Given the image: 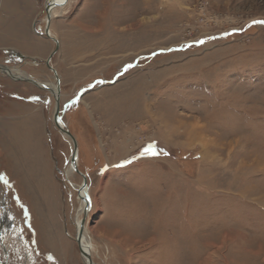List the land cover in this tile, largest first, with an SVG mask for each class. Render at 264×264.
<instances>
[{
	"label": "rangeland",
	"instance_id": "374dc122",
	"mask_svg": "<svg viewBox=\"0 0 264 264\" xmlns=\"http://www.w3.org/2000/svg\"><path fill=\"white\" fill-rule=\"evenodd\" d=\"M48 2L0 0V65L54 86ZM253 21L264 0L56 7L51 66L90 208L53 94L0 71V252L86 264L75 238L88 216L94 264H264V24Z\"/></svg>",
	"mask_w": 264,
	"mask_h": 264
},
{
	"label": "water",
	"instance_id": "95a60500",
	"mask_svg": "<svg viewBox=\"0 0 264 264\" xmlns=\"http://www.w3.org/2000/svg\"><path fill=\"white\" fill-rule=\"evenodd\" d=\"M55 7H56V4L53 2V0H49L48 5H47V9H46V26H45L44 34H45V36L48 39L54 41L55 44H56L55 50L50 54V56L48 57V59L46 61V67L48 68V70H50L54 74L55 84H57L58 91H59V88H60V77L58 75V72L51 66L52 58L56 55V53L59 51V48H60L59 41L56 38H54L52 36L51 32H50V24H51L53 11H54ZM0 71L3 74H5L6 76L12 78L15 81H25V82H28V83L36 86L37 88L46 90V91L51 93V90H48L45 87L41 86L39 82L31 79L26 74H23V73H20V72H15L12 69H10V68H8L6 66H3V65H0ZM55 100H56V108H55L54 120H53L54 127L57 130V132H59L61 135H62V133L67 134L71 138V140L73 142V146H72V150L73 151H72L71 158H70V164L74 165V167L76 168L75 172L77 174H79L82 177V179H83V185L81 186L80 194L81 195L84 194V193L86 194L87 193V189H88L87 177L83 173H81L78 170V168L76 167L77 166V157H78V144H77L76 139L74 138V136L71 134V132L68 129H64V128L60 129L59 128V124L61 123V118H60V112H61L60 111L61 110L60 109V96L56 95L55 96ZM87 217L88 216H85V219L80 224V227L77 226L78 230L76 231L75 241H76V244L78 246V249H79L83 259L87 260L86 264L87 263L88 264H94V261L92 259L91 254L88 251H86L85 248L82 246L83 229H84L85 225L87 224Z\"/></svg>",
	"mask_w": 264,
	"mask_h": 264
},
{
	"label": "bare ground",
	"instance_id": "6f19581e",
	"mask_svg": "<svg viewBox=\"0 0 264 264\" xmlns=\"http://www.w3.org/2000/svg\"><path fill=\"white\" fill-rule=\"evenodd\" d=\"M69 0H53V2L56 4V7H58V6H62V5H65L67 2H68ZM55 7V8H56ZM41 86H43V87H45L46 89H48V90H51V93L53 94V96H54V98H55V96L56 95H59L60 96V88H59V91H58V86H57V84H55L54 86H49V85H44V84H40ZM59 92V93H58ZM59 128L61 129V128H64V129H66L65 128V126L62 124V122L59 124ZM65 136H67V137H69L67 134H65V133H63ZM26 139H27V137H26ZM26 139H24L25 141H26ZM24 141V142H25ZM26 147H25V149L26 148H28L29 146H28V143H26V145H25ZM22 147V146H21ZM20 147V148H21ZM77 162H78V157H77ZM77 167V166H76ZM78 168V167H77ZM76 168L74 167V165H72L71 164V168H70V173L73 171L74 172V170H75ZM80 191H81V187H80V190H79V196H80V198H81V201L83 202V205L84 206H86L85 208H83V211L87 214V212L89 211V208H90V200H89V198H88V189H87V193L85 194H80ZM82 210V209H81ZM84 220V219H83ZM82 219H79L78 221H77V226L78 227H80V224L82 223V221H83ZM53 223V222H52ZM78 227H77V230H78ZM85 228V227H84ZM82 246L85 248V250L86 251H88L89 253H90V243L88 242V240L86 239V237H85V233H84V229H83V236H82ZM87 262V260H85V263ZM88 264V263H87Z\"/></svg>",
	"mask_w": 264,
	"mask_h": 264
},
{
	"label": "flooded vegetation",
	"instance_id": "af4514ba",
	"mask_svg": "<svg viewBox=\"0 0 264 264\" xmlns=\"http://www.w3.org/2000/svg\"><path fill=\"white\" fill-rule=\"evenodd\" d=\"M15 259L13 253H11L9 250L5 251L2 254V251L0 252V264H9V262H11V264H13V260Z\"/></svg>",
	"mask_w": 264,
	"mask_h": 264
},
{
	"label": "snow or ice",
	"instance_id": "6c2138e0",
	"mask_svg": "<svg viewBox=\"0 0 264 264\" xmlns=\"http://www.w3.org/2000/svg\"><path fill=\"white\" fill-rule=\"evenodd\" d=\"M253 24H264V21H253ZM198 43H203V41H198ZM127 67H131V65H128ZM127 70V68L125 69ZM72 103H75V101H72ZM145 154H151V155H156L157 152L154 150V145H149L144 149ZM0 179H3L0 177ZM7 183V181H5Z\"/></svg>",
	"mask_w": 264,
	"mask_h": 264
}]
</instances>
